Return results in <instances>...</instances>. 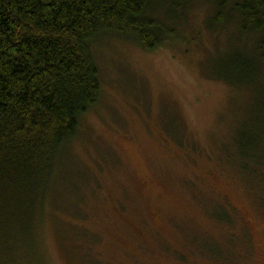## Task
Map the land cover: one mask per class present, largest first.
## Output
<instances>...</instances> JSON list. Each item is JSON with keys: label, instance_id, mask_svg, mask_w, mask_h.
I'll list each match as a JSON object with an SVG mask.
<instances>
[{"label": "rangeland", "instance_id": "obj_1", "mask_svg": "<svg viewBox=\"0 0 264 264\" xmlns=\"http://www.w3.org/2000/svg\"><path fill=\"white\" fill-rule=\"evenodd\" d=\"M189 1L154 50L95 42L101 96L56 160L28 264H264V58L232 6L216 23ZM247 58L256 76L216 79Z\"/></svg>", "mask_w": 264, "mask_h": 264}, {"label": "trees", "instance_id": "obj_2", "mask_svg": "<svg viewBox=\"0 0 264 264\" xmlns=\"http://www.w3.org/2000/svg\"><path fill=\"white\" fill-rule=\"evenodd\" d=\"M208 1L216 6V23L225 22V11L233 7L239 30L257 36L264 58V0ZM189 2L0 0V264L40 259L34 238L56 160L101 96L95 42L118 35L154 50L178 34L177 13ZM231 63L229 75L216 79L237 84L234 74L256 76L250 59ZM247 159H240L242 170ZM252 161L261 165L258 158Z\"/></svg>", "mask_w": 264, "mask_h": 264}]
</instances>
